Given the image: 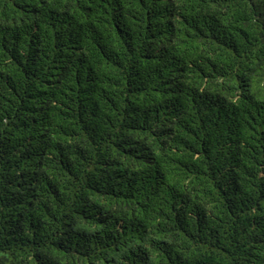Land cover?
<instances>
[{
  "label": "trees",
  "instance_id": "16d2710c",
  "mask_svg": "<svg viewBox=\"0 0 264 264\" xmlns=\"http://www.w3.org/2000/svg\"><path fill=\"white\" fill-rule=\"evenodd\" d=\"M0 264H264V0H0Z\"/></svg>",
  "mask_w": 264,
  "mask_h": 264
}]
</instances>
